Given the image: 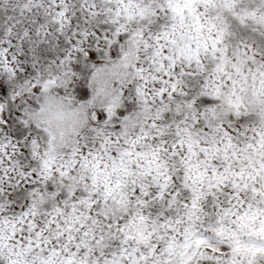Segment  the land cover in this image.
I'll list each match as a JSON object with an SVG mask.
<instances>
[{
    "label": "snow or ice",
    "instance_id": "obj_1",
    "mask_svg": "<svg viewBox=\"0 0 264 264\" xmlns=\"http://www.w3.org/2000/svg\"><path fill=\"white\" fill-rule=\"evenodd\" d=\"M0 264H264V0H0Z\"/></svg>",
    "mask_w": 264,
    "mask_h": 264
}]
</instances>
